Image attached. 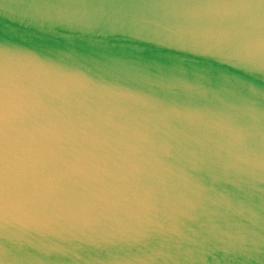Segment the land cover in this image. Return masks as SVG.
<instances>
[{"label":"water","instance_id":"95a60500","mask_svg":"<svg viewBox=\"0 0 264 264\" xmlns=\"http://www.w3.org/2000/svg\"><path fill=\"white\" fill-rule=\"evenodd\" d=\"M0 264H264V0H0Z\"/></svg>","mask_w":264,"mask_h":264}]
</instances>
